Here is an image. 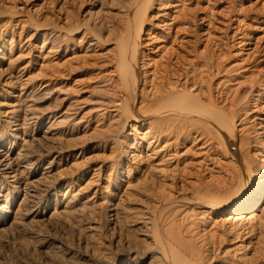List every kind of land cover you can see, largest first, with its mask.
<instances>
[{"label": "rangeland", "instance_id": "1", "mask_svg": "<svg viewBox=\"0 0 264 264\" xmlns=\"http://www.w3.org/2000/svg\"><path fill=\"white\" fill-rule=\"evenodd\" d=\"M133 1L0 0V264H264V0H149L131 91Z\"/></svg>", "mask_w": 264, "mask_h": 264}, {"label": "bare ground", "instance_id": "2", "mask_svg": "<svg viewBox=\"0 0 264 264\" xmlns=\"http://www.w3.org/2000/svg\"><path fill=\"white\" fill-rule=\"evenodd\" d=\"M132 3H134V5L132 6V9H131L132 10L131 16H130L131 17L130 20L132 19L131 26L136 24L137 27L134 26L135 28L130 27L128 29L127 34L124 37L123 42H122V46H121L122 49L120 48L121 51L123 50V52H121V54L123 53L122 55L123 63H122L120 71L123 70L121 73H124L123 75L124 82H126L125 76L132 79L131 91L133 90V87L135 89L136 82L138 80V75H137L138 73L136 70V65H137L136 63H137L138 55H139L138 54L139 53V44H138L139 40L138 39H139V34L142 31L141 20L143 17V12L149 3V0H134ZM133 95L134 93L131 92V98L133 97ZM133 98L131 100H134ZM160 105L162 107L166 105H169V106L164 110H156V111L153 110L152 112L151 111L147 113L145 112V114L148 115V114L155 113L159 117H163L169 113H174V112H179L180 114L181 113L198 114L202 118L206 119L205 121L209 123L211 122L210 124L217 126L218 129L220 128L222 131H224V133L226 132L227 133L226 135H228L230 139L235 137L232 113L226 114L216 109L213 106H210L209 108H205L204 104H202L199 100L193 99L187 93L186 94H174L172 97L163 99ZM147 115L145 116L147 117ZM228 144L230 143L228 142ZM251 185H252L251 181H247L245 183V186L240 191H238L236 195L232 199L229 200V202L232 203V205H236L242 201H245V199L248 197V194L251 192ZM223 203L224 202L215 200L212 204V207L217 208L218 205L223 204ZM174 252L176 253L175 250ZM169 259L167 260L170 261L171 264L172 262L174 264H181L178 261H174L172 258H169Z\"/></svg>", "mask_w": 264, "mask_h": 264}]
</instances>
